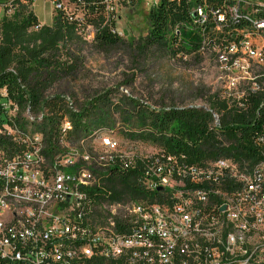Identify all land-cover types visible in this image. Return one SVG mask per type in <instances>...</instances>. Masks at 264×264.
Instances as JSON below:
<instances>
[{
	"label": "built area",
	"instance_id": "built-area-1",
	"mask_svg": "<svg viewBox=\"0 0 264 264\" xmlns=\"http://www.w3.org/2000/svg\"><path fill=\"white\" fill-rule=\"evenodd\" d=\"M53 4L57 12L66 0ZM257 27L264 31V21ZM242 51L258 57L247 42L220 52L235 61ZM263 77L246 92L220 95L244 108ZM17 111L9 113L14 120L4 126L9 139L0 148V264H264V132L254 139L257 162L220 158L199 166L163 151H121L114 129L82 137L65 117L57 152L49 154L41 130L29 129L30 109L24 125L15 122ZM212 118L217 128L220 115ZM134 170L154 198L115 196L111 176Z\"/></svg>",
	"mask_w": 264,
	"mask_h": 264
},
{
	"label": "trees",
	"instance_id": "trees-1",
	"mask_svg": "<svg viewBox=\"0 0 264 264\" xmlns=\"http://www.w3.org/2000/svg\"><path fill=\"white\" fill-rule=\"evenodd\" d=\"M140 1L66 0L65 8L56 12L51 25L38 20L34 0H8L4 4L0 19V148L9 139L3 130L12 124L14 119L9 113L15 107V122L20 125L28 123L24 115L30 109L34 124L48 142L49 154L57 152V131L65 117L73 122L78 134L92 130L88 119L99 110V104H108L109 94L94 97L75 111L64 96H52L50 92L75 75V50L88 44L90 33L91 46L101 53L109 55L125 43L116 30L115 5L127 7ZM245 3L246 0L154 1L140 50L163 49L174 57L197 59L206 48L226 51L232 45L243 46L249 39L263 38L264 31L257 23L264 21V6L248 11ZM232 9L236 13H231ZM256 84L258 90L250 89L248 99L242 101L244 108L220 94L209 97L205 107L145 108L149 131L131 138L157 143L166 155L181 157L184 164L203 166L220 158L257 162L259 152L254 139L264 132V77ZM109 112L100 111L103 116ZM212 112L220 115L217 128H213ZM40 116L42 119L37 121ZM139 175V170L114 173L108 185L119 198H154L156 193L143 191Z\"/></svg>",
	"mask_w": 264,
	"mask_h": 264
},
{
	"label": "rangeland",
	"instance_id": "rangeland-1",
	"mask_svg": "<svg viewBox=\"0 0 264 264\" xmlns=\"http://www.w3.org/2000/svg\"><path fill=\"white\" fill-rule=\"evenodd\" d=\"M6 2L8 0H0V19L4 16ZM151 3L152 0H141L133 6L115 5L116 30L125 43L108 55L91 46L93 34L90 33L88 44L75 50L78 53L75 75L55 86L50 94L64 96L75 111L94 97L109 94L108 104H99L100 111L110 110L109 115L103 116L99 110L93 113L88 119L90 130L114 129V138L122 145L121 151L153 155L162 151L161 146L131 138V133L138 129L149 131V114L143 113L144 109L205 107L209 97L225 90L246 92L250 81L264 73V39L258 36L247 41L258 57L248 58L242 51L235 61L212 48H206L197 59L174 57L163 49L150 48L142 52L139 44L148 32ZM257 5L264 6V0H246L244 8L252 11ZM33 10L43 25L53 23L56 14L53 0H34ZM123 127L132 132L126 133ZM29 129L39 132L41 128L34 124ZM88 145L100 149L94 140Z\"/></svg>",
	"mask_w": 264,
	"mask_h": 264
}]
</instances>
